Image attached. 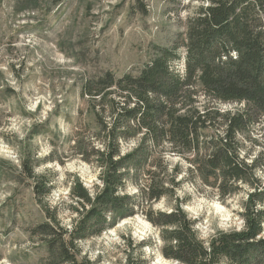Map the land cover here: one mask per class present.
<instances>
[{
    "label": "trees",
    "instance_id": "1",
    "mask_svg": "<svg viewBox=\"0 0 264 264\" xmlns=\"http://www.w3.org/2000/svg\"><path fill=\"white\" fill-rule=\"evenodd\" d=\"M197 1L186 32L171 47L155 46L138 75L106 72L83 84L102 149L91 143L81 157L95 163L100 183L93 194L71 188L70 230L47 210L48 221L33 229L48 264H93L79 261V243L139 214L172 263L264 264V0ZM25 174L42 205L50 183ZM183 184L223 202L243 195L242 229L203 240L178 197ZM160 202L166 210L154 209Z\"/></svg>",
    "mask_w": 264,
    "mask_h": 264
},
{
    "label": "rangeland",
    "instance_id": "2",
    "mask_svg": "<svg viewBox=\"0 0 264 264\" xmlns=\"http://www.w3.org/2000/svg\"><path fill=\"white\" fill-rule=\"evenodd\" d=\"M199 6L197 0H0V264H48L47 245L33 229L48 221L49 211L70 230L77 219L71 188L80 184L93 194L100 183L95 163L81 157L91 143L102 149L94 114L81 97L83 84L106 72L138 75L155 46L171 47L186 32ZM25 167L50 183L42 205ZM178 197L199 220L205 241L243 227V195L223 202L183 184ZM166 207L154 205L156 211ZM143 243L150 247L140 249ZM160 248L159 231L139 214L79 243L78 259L177 264Z\"/></svg>",
    "mask_w": 264,
    "mask_h": 264
}]
</instances>
